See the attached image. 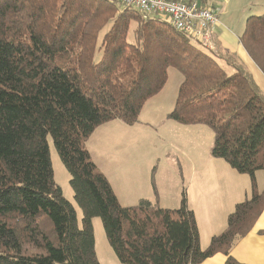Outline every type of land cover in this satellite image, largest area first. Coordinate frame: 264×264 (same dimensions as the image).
<instances>
[{
	"label": "trees",
	"instance_id": "trees-1",
	"mask_svg": "<svg viewBox=\"0 0 264 264\" xmlns=\"http://www.w3.org/2000/svg\"><path fill=\"white\" fill-rule=\"evenodd\" d=\"M239 40L264 73V13L247 18ZM171 67L183 80L168 117L208 126L212 156L251 180L250 195L206 248L185 188L178 208L147 198L123 206L86 146L107 121L137 123ZM49 136L81 220L55 183ZM258 171L264 93L235 54L207 51L161 17L115 0H0V264H101L94 217L123 264L228 255L264 210Z\"/></svg>",
	"mask_w": 264,
	"mask_h": 264
},
{
	"label": "crops",
	"instance_id": "crops-1",
	"mask_svg": "<svg viewBox=\"0 0 264 264\" xmlns=\"http://www.w3.org/2000/svg\"><path fill=\"white\" fill-rule=\"evenodd\" d=\"M209 1L211 2L210 4ZM201 2L204 5H214L220 9V21L214 34L215 49L212 52L217 49L219 54H235L238 60L252 74L261 91L264 90V73L251 59L239 40L245 26L242 32L238 33L221 18L228 11L226 6L229 5V0H226V3L222 6H220L219 2H214L213 0H201ZM220 60L224 59H218V61ZM131 126L119 119L110 120L98 126L91 136L98 132H105L110 128L130 129ZM91 136L86 142L87 149H90L88 141ZM107 147L104 145L105 149ZM113 148H118L114 150L116 152L113 155L114 157L108 155L102 157L99 155L97 157L90 154L92 160L107 177L122 205L131 206L140 199L147 198L158 202L164 208H178L182 200L183 185L178 180L182 179L183 182H187L186 196L188 206L194 211L196 216L200 231V243L203 248L209 245L214 235L220 234L225 230L227 218L233 212L236 204L244 201L250 195V177L247 174L236 171L224 159L213 157L210 149L200 155L197 149L199 147H190L189 153L183 154L187 168H184V170L180 168L181 172L178 170L180 173H175L173 170L169 173L163 168L159 176L170 179L173 184L167 188V184L162 178L156 179L158 189L156 188L157 193L153 194L150 184L152 166V160H149L150 157L140 154L135 155L133 149L128 152V149H124L119 143L112 146ZM140 160H145L147 167L144 168V162L139 165ZM180 165L179 161L178 166L180 167ZM140 167L141 169L134 170V168ZM129 168H132V170L130 171ZM257 181L259 189H263L264 182L261 184L258 177ZM229 258L235 262L230 263L228 261ZM198 264H264V210L251 230L236 240L228 255L216 253Z\"/></svg>",
	"mask_w": 264,
	"mask_h": 264
},
{
	"label": "rangeland",
	"instance_id": "rangeland-1",
	"mask_svg": "<svg viewBox=\"0 0 264 264\" xmlns=\"http://www.w3.org/2000/svg\"><path fill=\"white\" fill-rule=\"evenodd\" d=\"M213 1L219 2L220 6L226 3V0ZM226 9L228 11L222 15V20L232 29L241 33L249 16L264 13V0H229V5L226 6ZM219 62L228 72L233 71L225 60H220ZM182 79L183 76L176 68H169V78L165 88L145 103L137 123H126L127 125H132L130 129L110 128L105 132H98L92 135L88 141V147L91 149H88L90 150L89 152L97 157L99 155L101 157L104 155L114 157L113 155L116 154L114 150L118 148L112 149V146L116 143H119L124 149H128V152L133 149L135 155L149 156V160H152L150 184L153 194L156 193L154 186L158 189L156 179L162 178L166 182L167 188L173 184L170 179L159 176L163 168L169 173L171 170L178 173L181 170L180 168L184 170V168H187V164H185L186 161L183 154H188L190 147H199L197 148L198 154L203 155L207 149H212L214 142V133L208 126L203 124L186 125L168 117L174 106L177 89ZM262 91L264 92V90ZM48 141L55 183L62 188L64 196L73 203L81 220L82 210L74 198V192L69 182L70 174L61 161L51 136L48 137ZM104 145L108 146L107 149L104 148ZM178 160L181 163L180 167L178 166ZM143 162L144 168L147 167L145 160H140L139 165ZM138 169H141V167L134 168V170ZM129 170L131 171L132 168H129ZM174 177L176 178V176ZM257 177L263 184V171H259ZM178 181L183 184L182 191L183 188L187 191V182H183L182 179ZM92 222L96 255L99 262L101 264L120 263L108 242L101 218L94 217Z\"/></svg>",
	"mask_w": 264,
	"mask_h": 264
},
{
	"label": "built area",
	"instance_id": "built-area-1",
	"mask_svg": "<svg viewBox=\"0 0 264 264\" xmlns=\"http://www.w3.org/2000/svg\"><path fill=\"white\" fill-rule=\"evenodd\" d=\"M126 7L157 15L208 51L215 49L214 34L220 21L219 7L199 0H115Z\"/></svg>",
	"mask_w": 264,
	"mask_h": 264
}]
</instances>
